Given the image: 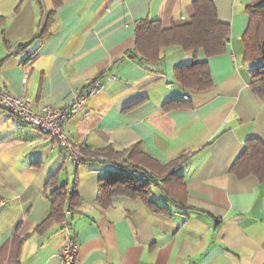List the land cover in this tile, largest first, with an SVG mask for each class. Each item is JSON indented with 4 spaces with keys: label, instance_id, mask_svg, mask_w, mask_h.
<instances>
[{
    "label": "crops",
    "instance_id": "1",
    "mask_svg": "<svg viewBox=\"0 0 264 264\" xmlns=\"http://www.w3.org/2000/svg\"><path fill=\"white\" fill-rule=\"evenodd\" d=\"M212 1L230 24L225 52L196 56L175 44L147 61L136 49L137 21L160 20L165 28L190 22L194 0H0L3 86L30 95L39 111L103 84L63 122L84 161L0 109V264H58L70 231L79 244L76 264H264V179L230 171L248 137L264 140V95L251 87L254 62L243 57L254 0ZM195 58L209 64L206 89L176 78L175 68ZM173 99L191 105L168 107ZM135 143L161 162L186 155L178 169L186 208L159 184L151 196L166 210L127 195L109 206L98 201L108 164L93 152ZM54 174L57 185H77L70 228L50 218Z\"/></svg>",
    "mask_w": 264,
    "mask_h": 264
},
{
    "label": "trees",
    "instance_id": "2",
    "mask_svg": "<svg viewBox=\"0 0 264 264\" xmlns=\"http://www.w3.org/2000/svg\"><path fill=\"white\" fill-rule=\"evenodd\" d=\"M250 16L242 40L244 60L254 62L251 68V87L257 94L264 95V0H254L247 5ZM4 17H0V26ZM230 24L221 21L212 0H194V13L190 22L163 27L160 20L139 19L136 25V49L139 56L147 61L161 58L162 48L181 45L196 56L203 49L207 56L226 51L230 40ZM179 82L194 90L212 86L210 68L207 60L195 58L175 68ZM168 107H189L188 100L173 99L166 102ZM79 161L86 160V154L79 149ZM95 158L105 162L99 179L98 201L109 206L116 195L141 197L149 207L166 210L151 196L152 185H162L169 200L187 207L188 190L183 176L178 172L186 160V155L168 162H161L145 153L140 143H135L125 150H117L111 145L93 152ZM78 161V162H79ZM230 171L239 178L256 175L264 179V140L248 137L242 153L232 164ZM56 174L47 181L52 199L50 218L62 222L68 220V214L74 210L77 201V185L56 184ZM70 223V222H69Z\"/></svg>",
    "mask_w": 264,
    "mask_h": 264
},
{
    "label": "built area",
    "instance_id": "3",
    "mask_svg": "<svg viewBox=\"0 0 264 264\" xmlns=\"http://www.w3.org/2000/svg\"><path fill=\"white\" fill-rule=\"evenodd\" d=\"M23 81H26V77ZM102 88L103 84L97 81L89 87L88 91L78 92L75 99L67 105H40L39 111H36L30 95L27 93L15 94L0 83V109L10 111L24 123L34 125L43 133L58 140L66 148L67 154L74 161H79L80 153L64 131L63 122L84 106L88 95L98 93ZM5 202L6 199L0 197V209ZM64 223L69 227L67 220ZM78 245L77 239L70 231L58 264H76Z\"/></svg>",
    "mask_w": 264,
    "mask_h": 264
}]
</instances>
